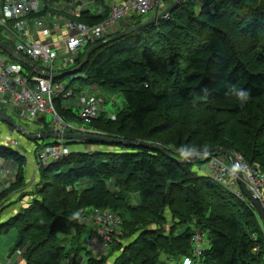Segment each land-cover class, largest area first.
<instances>
[{
	"label": "trees",
	"instance_id": "1",
	"mask_svg": "<svg viewBox=\"0 0 264 264\" xmlns=\"http://www.w3.org/2000/svg\"><path fill=\"white\" fill-rule=\"evenodd\" d=\"M96 1L102 14L85 10L70 21L90 26L103 21L108 9L104 0ZM194 4L182 0L156 24L92 52L77 74L56 78L53 83L62 85L63 92L53 98V106L63 120L82 123L74 107H64L63 95L71 92V100L83 86L103 87L120 93L125 105L113 114L114 120L99 114L87 122V129L103 138L158 146L180 158L223 148L264 170V0H204L199 15ZM140 18L131 16L128 24L121 22L117 31L96 43L146 21ZM3 32L0 29V41L15 49L13 38ZM93 45L77 51L56 73L79 67ZM0 57L29 71L22 60L1 51ZM45 121L43 125H50ZM69 143L99 144L64 141ZM106 145L118 151L73 152L41 168V177L51 178L46 186L41 184L47 197L34 196V202L12 218L18 230L14 250L33 244L24 251L22 264L72 263L78 252L86 255L85 264H182L191 256L195 230L205 233L208 245L194 264H264V231L253 209L208 175L192 172V164L201 158L182 164L144 146ZM0 159L15 163L12 184H22L25 157L0 147ZM79 209L123 210L120 233L111 236L115 249L110 257H92L84 239L80 241L88 226L75 216ZM150 211L159 216L157 222L144 218ZM9 221L0 224V232L8 231ZM72 227L74 252L67 260L70 252L58 237L70 235Z\"/></svg>",
	"mask_w": 264,
	"mask_h": 264
},
{
	"label": "built area",
	"instance_id": "2",
	"mask_svg": "<svg viewBox=\"0 0 264 264\" xmlns=\"http://www.w3.org/2000/svg\"><path fill=\"white\" fill-rule=\"evenodd\" d=\"M171 1L172 3L168 7L175 0ZM194 1L196 2V0ZM169 2L170 0H105L108 14L100 23L90 26L70 21L65 26L67 35L61 37L58 42L53 40L52 34H59V32L55 28L46 27L41 31L45 38L44 41L29 43L24 41V29L17 25L19 21L25 20L30 14H36L39 11L38 0H0V29L4 30V33H7L6 29L9 30L8 32L17 42L15 51L25 56L28 62L33 65V67H29V71H26L20 64L8 62L5 58L0 60V104L17 108L19 116L27 122H34L43 118L48 120L52 128L51 132L102 136L100 132L86 127H77L72 122L63 120L55 110L52 100L63 91L62 85L53 83L58 78L55 77L58 75L56 73L57 68L59 65L67 66L77 51L89 44L98 42L107 34L108 30L114 32L119 23L128 24V19L131 16L147 15L149 12H155V16L161 14L168 8ZM65 56H69V60L66 61L67 64L65 65L64 61L62 64L58 63V59ZM39 63H42V67L37 68L41 69L46 74L45 76H40L34 71V67L38 66ZM70 96L71 92L64 94V101H67ZM77 97L78 100L74 106L78 118L82 122L92 121L99 114H105L114 120V115L106 112L103 99L91 93L80 94ZM11 145L16 146L17 144L11 142ZM45 150L43 160L47 164L65 158L70 153L64 141H58L56 145H46ZM233 155L246 189L264 210V170L257 164H249L238 153H233ZM207 175L217 184L223 186L232 196L253 209L238 188L234 169L224 158L212 159ZM93 211L94 214L91 216L97 219L100 215L102 218L98 219V224H93L96 233L85 244L88 251H93L92 244L96 236H103L105 239L107 236L110 238L117 230L120 233L121 228L119 218L113 215L112 211L97 209H93ZM256 218L262 231H264L260 219L257 216ZM204 236L205 233L200 230H195L192 233L190 238L191 256L184 257L182 264H194V260H199L205 248L203 246Z\"/></svg>",
	"mask_w": 264,
	"mask_h": 264
},
{
	"label": "rangeland",
	"instance_id": "3",
	"mask_svg": "<svg viewBox=\"0 0 264 264\" xmlns=\"http://www.w3.org/2000/svg\"><path fill=\"white\" fill-rule=\"evenodd\" d=\"M44 1L45 0H38V3L40 4L39 9L43 8L42 5L44 4ZM50 2H51V5H50L51 12L46 14L44 21H43V17L38 18V19H28L27 18L24 20V23H22L21 25H17V26H21L20 28H23L27 32L30 31V34L32 35L33 29L37 25H40L43 22L45 25H49L47 23L51 21L50 19H55L54 17L58 16V14L66 15L69 18L70 15H68V14L78 5L80 0H69V2L66 0H50ZM203 4H204V0H196V2L194 4V10L196 12V15L200 14V10H201ZM154 16H155V12H149L147 15H142V18H140V19L147 21L149 19H152ZM29 23H31V26H29ZM124 26H126V24ZM5 31H7V33L3 32L2 33L3 36L10 37L11 34L8 32L9 30L6 29ZM68 60H69V56H65L63 58L60 57L58 59V63L62 64L64 61L65 65H66L67 64L66 61H68ZM37 67L41 68L42 63H39ZM66 83H67V80L64 81V84H66ZM98 88L100 89V92H99L100 97H99V93H94L90 87H86V86L82 87L81 94L91 93V94L96 95L98 98L103 99L104 105H105V110L107 113L115 114L116 112L124 109V106H125L124 100H123L122 96L120 95V93H118V92L107 93V92H105L106 90L103 87H98ZM77 89H78V85L76 84L73 86V90H77ZM76 100H78V97L73 98L71 100H67L68 104H66V102H65L64 107L73 106L74 103L76 102ZM73 107H74V110H76L75 106H73ZM4 108H6V107H4ZM4 108H2V110L4 111V114H5L6 111L4 110ZM10 116L13 119H15V121H16V119H22V117H20L18 115H17L18 118L14 115H10ZM42 120L43 119L35 120L36 126H35V128L32 127L31 131H28L26 128H24L22 126H20V127H22L25 131H27L31 134H36V132H37V134L50 132L52 130V128L50 127L49 124L42 125ZM72 124H74L77 127L80 126V127H86L87 128V123H84V122H82V123L72 122ZM0 126H4V128H7L10 133L13 132L12 136L14 138H12L10 140H14L11 142L16 143L17 145L16 146H12V145L9 146L8 145L9 148H11L13 151L19 152L21 155H23L25 157V163H24V166L22 169L23 183L20 185L13 186V184H12V182H14V174H15L12 172L14 169V168H12V166L17 168L15 166L14 162L5 161V162H7L6 165H4L3 167H0V170H2L1 175L6 176L5 182L7 184V185H5V184L1 185L0 184V194H1V197H0V199H1V202H0V218L2 217L1 223L4 224L8 220H10L9 222L12 225V226L8 225L7 229L8 228L9 229L7 232H0V264H22V263H24V261H23L24 251L26 250V248L28 249L33 244L26 243L21 248H17L14 250L15 245H16L18 230H16L14 228L12 218H13V216L15 217L18 214V212L27 208L30 205V203L32 204L34 202V199H33L34 196L39 195L41 197H47L45 194V190L47 188H43V190H42L41 184H43V187L46 186L45 183L50 182L51 178L47 177L45 179V178H42L40 175L42 166H45L47 164V162H45V160H43L44 159L43 153H44V151H46L45 150L46 144L42 143L40 140H28L24 136L16 133V131L11 126H9L5 123H2L1 121H0ZM38 128H40V129H38ZM96 132H99V131H96ZM100 137H103V136H100ZM45 141H48V140H45ZM54 145H56V143H54ZM88 147H92V150H98V151H111V152H117L118 151L116 148H114L112 146L100 144V143L98 145H94V146L84 145L82 143H69V144H67V150H69L70 153L86 151V149H90ZM22 152H25L26 156ZM180 155L182 156L183 154H180ZM214 155L203 157L200 160L196 161V163L192 164V166L190 168L191 171L194 172L198 176H205V175L209 174L211 161H212V159L217 158ZM190 156H192V155H190ZM185 157H186V155H185ZM171 158L175 159V160L184 159V157L180 158L179 154H177V153H172ZM220 158L222 159V157H220ZM0 160H2V159H0ZM83 185H85V184L83 183ZM78 186L81 187V184ZM109 186H110L109 188L111 190H113L112 183H109ZM45 201L48 202L46 199H45ZM15 207H18L17 212H14ZM112 212L114 213L113 215H115L116 217L119 218L120 223H121L120 216H121V213L123 214V210L120 209V211H117V212L112 211ZM93 214H94L93 210L87 211L86 209H79L77 211V213L75 214V216L78 219H81V221L88 226L86 233L84 234V236H82V238H80V241H82L84 239V247H85V244L87 243V240L93 234L96 233V228H94L93 224H98V219L102 218L99 215V217L97 219H95L93 216H91ZM165 214L169 215V217L172 215L171 211H168V210H167V212H165ZM143 215H144V218L147 219L148 221L157 222L159 219V216L155 215V212L152 213V211H150L149 213H144ZM3 216L5 217V219H3ZM171 222L172 221H169V224L167 222L165 227L166 228L170 227L169 225L171 224ZM75 223H76V221H75ZM90 223H92V224H90ZM261 224H262V222H261ZM262 227L264 229L263 224H262ZM181 229H182V227L179 228L178 230H175L176 236L180 234L179 230H181ZM260 229H261V227H260ZM261 231H262V229H261ZM69 232L71 234L68 236L59 235V237H58L60 244H63V246H65V250L70 252V255L67 257V260H69L72 257V254L74 252V242L72 240V239H74V236H75L74 228L73 227L70 228ZM118 232H119V230L116 231V233H118ZM108 234H110V233H108ZM111 236H110V238H108V236H107L106 239L103 236H96L95 237L94 242L100 243V244L95 246V247H92L93 251H90L92 253V257H94V258H100V257L105 258V257H110V255H112V253L115 249V246H113L111 244V242H112ZM39 242H41V240L38 239L37 243H39ZM207 245H208V240L206 239V236H204L203 246L205 247ZM78 256L79 257L76 259V261H74L72 263L68 262L65 264H85L86 255L83 254L82 252H78ZM162 257H164V256H162ZM168 259L170 261H172L174 258L171 257ZM178 261H180V260L178 259ZM110 262H112V260H110Z\"/></svg>",
	"mask_w": 264,
	"mask_h": 264
},
{
	"label": "water",
	"instance_id": "4",
	"mask_svg": "<svg viewBox=\"0 0 264 264\" xmlns=\"http://www.w3.org/2000/svg\"><path fill=\"white\" fill-rule=\"evenodd\" d=\"M181 1L182 0H175L170 7H168L166 10H164L161 14L154 16L152 19H149V20H147L141 24L133 26L127 30H124V31L118 33V34H115L114 36L109 38L107 41H103V42H99V43L94 44L85 52V56H84L83 61L79 67L74 68L70 71H66V72L60 73L58 75H55V77L61 78L64 76H73V75L77 74L79 72L80 68L88 61V58L92 52L102 48L106 43L118 40L121 37H124V36L134 32L140 28H146L152 24H156L159 20L165 18L171 12V10L174 9ZM10 37L13 38V36H10ZM11 43L15 47L17 42L13 38ZM0 51L5 53L8 56H12L18 60H22L23 62L28 64V67H33V65L31 63H29L28 60L22 54L18 53L11 46H9V45L5 44L4 42H1V41H0ZM34 71L37 74H39L40 76L46 75L41 69L37 68V66L34 67ZM93 87L98 88L96 86H91L90 88L93 89ZM73 106H71V107H73ZM0 121L2 123H5V124L11 126L16 131V133L24 136L28 140H40V141L54 140V141H65V142H72L73 141V142H88V143L97 142V143L105 144V145L106 144H114V145H122V146L133 145L135 147L144 146V147L149 148L151 150H156V151H160L161 153H165L167 156L171 157L164 149H162L158 146H152V145H148V144H144V143H138V142L128 143L125 141L111 140V139L103 138L100 136H92V135H88V134L83 135V134H72V133H55V132H51V131L41 133V134H31V133L25 131L22 127H20V125L18 123L11 120L1 110H0ZM215 152H219V153L224 154L230 160L231 165L235 170V174L239 178V184H240L243 196L246 198V200L249 202V204L253 208L255 215L260 219V221L264 225V210L262 209L260 204L253 198V196L246 189V187L243 183V180L241 178V174L238 170V164L236 162V159H235L233 153H231L230 151L225 150L223 148H211V149H207L201 153L193 154L192 156H186L184 159L180 160V162L182 164H186L188 162H193L194 160H197L198 158L210 156ZM173 160H175V159H173ZM175 161H179V160H175Z\"/></svg>",
	"mask_w": 264,
	"mask_h": 264
},
{
	"label": "crops",
	"instance_id": "5",
	"mask_svg": "<svg viewBox=\"0 0 264 264\" xmlns=\"http://www.w3.org/2000/svg\"><path fill=\"white\" fill-rule=\"evenodd\" d=\"M66 1L69 2V0H66ZM50 5H51L50 0H45L44 1V4L42 5L43 8H40L39 9V12H37V13H39V15L37 17H28V19H38V18L43 17V21H44V18L46 16V14L49 13V12H51ZM104 6H105V0H104ZM85 10L89 11L94 16L100 15V14L103 13L102 12L103 11V8H102V6H100V3L98 1L91 0V2H90L88 0L87 1L80 0V2L78 3V5L68 14V15H70L69 18L66 15H60V14H58V16L54 17L55 19H50L51 21L47 23L49 25H45L44 22L42 24H40V25H37L33 29L32 35L30 34V31L27 32L26 30H24V32H25L24 41L29 42V43L30 42H40V41H44L45 38L42 36V32L41 31L43 29H45L46 27H50V28H55V30H57L59 32V34H57V33H53L52 34L53 40L56 41V42H58L61 39V37H64V36L67 35V31H66L65 26H66V24L68 22H70V18L71 17H76L81 11H85ZM22 23H24V20L19 21L18 22V25H21ZM119 25H121V23L116 26V28L114 29L115 31L118 30V27L120 28ZM29 26H31V23H29ZM111 31L112 30H108L106 33L109 34V33H111ZM61 58H63V57H61ZM2 59H4V57H0V60H2ZM104 89L106 90L105 92H107V93H114V92H112L109 89H106V88H104ZM92 91L94 93H99L100 92V89L93 87ZM99 97H100V93H99ZM0 106L4 107L1 104H0ZM4 110L6 111L5 114L9 118H11V120H13L14 122H17L20 126L26 128L28 131H31V128L32 127L35 128L36 121H34V122H27L24 119H16V121H15V119H13L10 115H14V116L17 117V115L19 116V114H18V111L16 109H14L12 106L6 107V108H4ZM108 114L112 115V113H108ZM47 122H48V120H47ZM38 129H40V128H38ZM12 133H10L7 128H4V126H0V136H1L0 137V147H5V146L6 147H9V146H11V141H14V140H10V139L14 138L12 136ZM36 134H37V132H36ZM88 148H90L89 150H92V147H88ZM22 153L26 156L25 152H22ZM6 163L7 162H5L3 160H0V165H1L0 167H3L4 165H6ZM12 168H14L12 172L15 173L16 168L13 167V166H12ZM1 173H2V170H0V184L1 185H4V184L7 185L6 182H5L6 176L1 175ZM17 210H18V207H15V211L14 212H17ZM3 219H5L4 216H3ZM1 221H2V217L0 218V223H1Z\"/></svg>",
	"mask_w": 264,
	"mask_h": 264
},
{
	"label": "bare ground",
	"instance_id": "6",
	"mask_svg": "<svg viewBox=\"0 0 264 264\" xmlns=\"http://www.w3.org/2000/svg\"><path fill=\"white\" fill-rule=\"evenodd\" d=\"M16 90H18V88H15ZM215 153H219V152H215ZM215 157H217V158H220V157H222V158H224L227 162H228V164H230L231 165V162H230V160L225 156V155H223V156H216V155H214ZM231 167H232V165H231ZM233 168V167H232ZM234 169V168H233ZM239 170V169H238ZM240 172V171H239ZM234 174H235V170H234ZM241 174V173H240ZM241 178H242V175H241ZM235 179H236V182H237V184H238V188H239V190L241 191V187H240V184H239V178L237 177V175L235 174ZM243 180V179H242ZM241 193H242V191H241ZM90 242V240L88 241V243ZM97 245H99V243H93L92 244V247H95V246H97Z\"/></svg>",
	"mask_w": 264,
	"mask_h": 264
},
{
	"label": "clouds",
	"instance_id": "7",
	"mask_svg": "<svg viewBox=\"0 0 264 264\" xmlns=\"http://www.w3.org/2000/svg\"><path fill=\"white\" fill-rule=\"evenodd\" d=\"M239 95H240V96H244V93L241 92V93H239ZM260 222H261V221H260Z\"/></svg>",
	"mask_w": 264,
	"mask_h": 264
}]
</instances>
